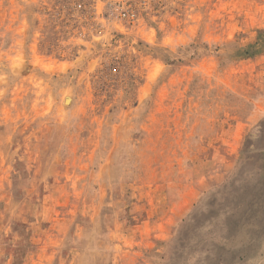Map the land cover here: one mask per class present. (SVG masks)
<instances>
[{
    "label": "rangeland",
    "instance_id": "rangeland-1",
    "mask_svg": "<svg viewBox=\"0 0 264 264\" xmlns=\"http://www.w3.org/2000/svg\"><path fill=\"white\" fill-rule=\"evenodd\" d=\"M82 2L0 0V264H264V0Z\"/></svg>",
    "mask_w": 264,
    "mask_h": 264
},
{
    "label": "built area",
    "instance_id": "built-area-1",
    "mask_svg": "<svg viewBox=\"0 0 264 264\" xmlns=\"http://www.w3.org/2000/svg\"><path fill=\"white\" fill-rule=\"evenodd\" d=\"M82 4L90 14L88 24L91 25L90 21H94L97 28L129 29L144 15L163 11L165 0H83ZM119 68L120 65L116 64L112 71L117 73Z\"/></svg>",
    "mask_w": 264,
    "mask_h": 264
}]
</instances>
